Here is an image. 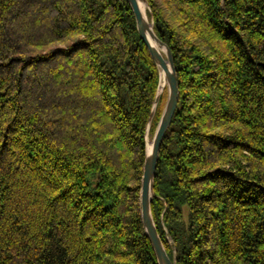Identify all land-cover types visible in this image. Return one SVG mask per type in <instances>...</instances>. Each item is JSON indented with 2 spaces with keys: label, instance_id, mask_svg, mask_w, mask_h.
Returning a JSON list of instances; mask_svg holds the SVG:
<instances>
[{
  "label": "trees",
  "instance_id": "1",
  "mask_svg": "<svg viewBox=\"0 0 264 264\" xmlns=\"http://www.w3.org/2000/svg\"><path fill=\"white\" fill-rule=\"evenodd\" d=\"M147 3L180 91L159 235L175 264H264V0ZM159 82L128 0H0V264H159Z\"/></svg>",
  "mask_w": 264,
  "mask_h": 264
},
{
  "label": "water",
  "instance_id": "2",
  "mask_svg": "<svg viewBox=\"0 0 264 264\" xmlns=\"http://www.w3.org/2000/svg\"><path fill=\"white\" fill-rule=\"evenodd\" d=\"M141 1L144 2L148 7L147 0ZM128 2L132 7V11L136 18L137 29L159 68L160 78L161 72H164L168 85V98L158 125L155 129L150 150H148L147 147V135L150 126L148 127V131L146 134V153L143 175L141 179V212L143 223L156 253L158 263L175 264V260H172L170 258L157 230V226L152 214L151 202L154 192L156 171L160 157L161 146L166 132L171 125L180 98L177 71L175 68L174 57L171 49L163 40L158 37V35L154 31L153 22L149 19L148 16H145L140 8V0H128ZM161 95L162 91H160L158 88L150 118L151 120L154 117L155 110L160 101Z\"/></svg>",
  "mask_w": 264,
  "mask_h": 264
},
{
  "label": "bare ground",
  "instance_id": "3",
  "mask_svg": "<svg viewBox=\"0 0 264 264\" xmlns=\"http://www.w3.org/2000/svg\"><path fill=\"white\" fill-rule=\"evenodd\" d=\"M139 4H140V8H141V10H142V12L145 14V16L147 17L148 15H147V5L144 3V2H142L141 0H140V2H139ZM166 78H165V74H164V72H161V78H160V83H159V90L160 91H163V89L165 88V86H166ZM147 147H148V150H150L151 149V145H152V140H150V137L149 136H147Z\"/></svg>",
  "mask_w": 264,
  "mask_h": 264
},
{
  "label": "rangeland",
  "instance_id": "4",
  "mask_svg": "<svg viewBox=\"0 0 264 264\" xmlns=\"http://www.w3.org/2000/svg\"><path fill=\"white\" fill-rule=\"evenodd\" d=\"M147 9H148V7H147ZM160 83V82H159ZM162 95L164 96L165 95V97H166V101H167V98H168V85H167V83H166V86H165V88L163 89V91H162ZM161 95V96H162ZM166 104V103H165ZM165 107V106H164ZM147 136H149L150 137V140H152L153 139V136H154V132L153 133H150L149 131H148V135ZM148 139V138H147Z\"/></svg>",
  "mask_w": 264,
  "mask_h": 264
}]
</instances>
